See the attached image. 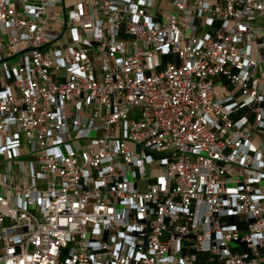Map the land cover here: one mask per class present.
<instances>
[{
	"label": "built area",
	"instance_id": "obj_1",
	"mask_svg": "<svg viewBox=\"0 0 264 264\" xmlns=\"http://www.w3.org/2000/svg\"><path fill=\"white\" fill-rule=\"evenodd\" d=\"M0 264H264V0H0Z\"/></svg>",
	"mask_w": 264,
	"mask_h": 264
},
{
	"label": "rangeland",
	"instance_id": "obj_2",
	"mask_svg": "<svg viewBox=\"0 0 264 264\" xmlns=\"http://www.w3.org/2000/svg\"><path fill=\"white\" fill-rule=\"evenodd\" d=\"M168 59H169V58H164L165 61H167ZM151 155H152V158H153L155 161H158L159 158H160V156L157 155V154H155V153H152Z\"/></svg>",
	"mask_w": 264,
	"mask_h": 264
}]
</instances>
